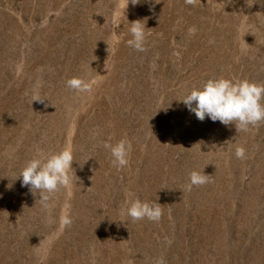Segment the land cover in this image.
<instances>
[{
	"label": "rangeland",
	"instance_id": "rangeland-1",
	"mask_svg": "<svg viewBox=\"0 0 264 264\" xmlns=\"http://www.w3.org/2000/svg\"><path fill=\"white\" fill-rule=\"evenodd\" d=\"M158 2L0 0V264H264V121L236 131L180 101L212 77L264 83V0ZM135 20L143 52L127 44ZM125 135L118 169L103 145ZM65 147L77 180L45 210L17 176ZM202 169L212 182L186 191ZM128 191L161 204L160 221L126 216Z\"/></svg>",
	"mask_w": 264,
	"mask_h": 264
},
{
	"label": "clouds",
	"instance_id": "clouds-1",
	"mask_svg": "<svg viewBox=\"0 0 264 264\" xmlns=\"http://www.w3.org/2000/svg\"><path fill=\"white\" fill-rule=\"evenodd\" d=\"M126 10L129 3L137 5L140 0H125ZM154 3H159L154 0ZM188 5H195L197 0H185ZM151 10V9H150ZM117 26H119L117 24ZM245 26V31H248ZM195 29H193V32ZM132 39L127 41L129 47L138 52L146 51V27L142 20L130 23ZM43 85L38 80L34 86L31 103L33 101L43 103L45 101L40 94ZM66 86L77 93H90L93 90V82L83 77L74 76L66 81ZM195 114L196 118L203 121L207 116L213 122L219 121L225 126L234 124L236 131L247 132L250 127H258L264 121V83L250 81L248 79H230L224 76L209 78L199 87H193L185 97L180 100ZM110 151L112 163L118 169H123L129 164L132 151V143L125 135L116 143H104ZM238 159L243 160L246 149L239 146L235 150ZM74 161L72 148L65 147L59 151L45 153L37 149L36 155L26 161L17 178L21 179V185L28 187L33 194H39V202L45 210L54 207L55 194L62 188H69L74 179L72 167ZM212 182V175H206L202 170H193L189 176V182L185 185L186 191H191L193 186H203ZM124 214L133 222L147 218L152 222H159L163 209L156 200H141L132 191L126 193ZM51 222V220H49ZM62 227H69L73 223L70 214V205L66 206L60 217ZM171 244V241H168ZM154 264H166L163 257L155 259Z\"/></svg>",
	"mask_w": 264,
	"mask_h": 264
}]
</instances>
